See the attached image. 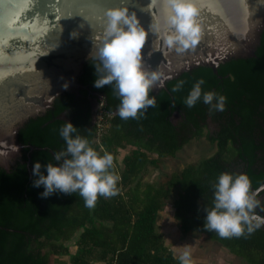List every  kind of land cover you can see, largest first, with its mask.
Returning a JSON list of instances; mask_svg holds the SVG:
<instances>
[{
    "label": "trees",
    "instance_id": "16d2710c",
    "mask_svg": "<svg viewBox=\"0 0 264 264\" xmlns=\"http://www.w3.org/2000/svg\"><path fill=\"white\" fill-rule=\"evenodd\" d=\"M97 63L99 58L92 57L84 64L79 81L86 88H80V96L59 95L44 114L21 127L22 155L9 170L0 167V264H52V255L67 256L69 264H90L93 259L105 264H179L157 230L158 212L174 188L178 192L173 216L183 233L201 230L248 264H264V227L232 237L203 228L204 205L211 206V183L221 171L246 172L254 188L264 183V29L252 56L223 62L217 72L197 66L169 80L167 89H151L156 103L139 119H121L112 87L93 85ZM198 78H203L202 90L227 97L223 110L209 112L202 100L191 107L183 104ZM178 80L183 85L173 91ZM88 96L102 99L112 114L99 142ZM65 120H71L98 152L114 156L118 192L98 196L91 208L78 193L42 197L43 185L32 184L33 162L40 160L46 172L43 165L64 147L58 130ZM208 122L216 123V129L205 132ZM202 136L216 145L213 154L172 172L164 182L143 180L149 165L159 167L162 159L174 157L192 138ZM128 146L119 162L118 152ZM71 241L77 245L75 252Z\"/></svg>",
    "mask_w": 264,
    "mask_h": 264
},
{
    "label": "water",
    "instance_id": "95a60500",
    "mask_svg": "<svg viewBox=\"0 0 264 264\" xmlns=\"http://www.w3.org/2000/svg\"><path fill=\"white\" fill-rule=\"evenodd\" d=\"M119 3L0 0V167L9 170L22 155L19 131L30 118L44 114L59 95H78L86 88L79 78L86 61L99 58L104 11ZM123 4L136 12L147 32L141 51L145 66L160 73L154 92L167 89L169 80L194 67L210 66L217 72L223 62L252 56L264 29V0H198L200 37L177 51L163 40L168 28L162 0ZM65 10L71 16L61 17ZM156 23L159 32L153 31ZM90 100L95 107L97 100ZM252 188L259 189L258 196L264 183ZM256 209L264 214L260 206Z\"/></svg>",
    "mask_w": 264,
    "mask_h": 264
},
{
    "label": "clouds",
    "instance_id": "9594fccd",
    "mask_svg": "<svg viewBox=\"0 0 264 264\" xmlns=\"http://www.w3.org/2000/svg\"><path fill=\"white\" fill-rule=\"evenodd\" d=\"M164 23L168 31L163 35L164 42L182 51L194 45L201 34V22L198 18L200 8L198 0H162ZM101 43L97 46L99 63L94 65L93 85L97 88L110 85L119 97L116 115L121 119L129 117L139 119L156 99L149 92L158 87L160 73L145 66L142 47L147 32L139 22L134 10L121 3L108 7L104 11ZM159 23L153 25V31L159 32ZM99 73V75H96ZM203 78H198L183 104L191 107L198 100L208 105L209 112L223 110L227 97L215 90H202ZM183 85L178 80L173 91ZM71 120L59 128L64 147L52 154L41 171L40 160L32 166L33 186L43 185L39 193L47 197L53 192L67 194L78 193L85 207H94L98 196H113L118 192L119 173L114 169V156L109 151L98 152L91 146L87 136L81 135ZM55 161V162H53ZM213 189L212 204L204 205L203 228L215 231L220 237L241 236L252 233L264 226V215L254 211L261 201L257 196L259 189L251 187L246 172L221 171L211 183ZM179 264H195L191 250L187 247L177 257Z\"/></svg>",
    "mask_w": 264,
    "mask_h": 264
},
{
    "label": "rangeland",
    "instance_id": "374dc122",
    "mask_svg": "<svg viewBox=\"0 0 264 264\" xmlns=\"http://www.w3.org/2000/svg\"><path fill=\"white\" fill-rule=\"evenodd\" d=\"M216 126L208 122L205 132L215 130ZM130 146L118 152V161L129 150ZM216 145L210 143L206 136L192 138L186 143L174 157L162 159L159 167L149 165L144 172V181L161 183L167 180L169 175L181 170L185 165L196 162L216 151ZM152 156H155L153 154ZM171 195L165 199L162 209L157 215V230L163 233L166 244L170 246L178 257L180 251L187 247L191 250L195 264H248L244 259L232 254L220 242L214 240L209 234L198 229H193L188 233H183L177 225L173 216V201L177 195L178 188L172 189ZM70 244L71 252H75L77 245L72 241ZM98 253V250L97 252ZM52 264H69L68 257L65 255H52ZM90 264H105L99 259H93Z\"/></svg>",
    "mask_w": 264,
    "mask_h": 264
},
{
    "label": "built area",
    "instance_id": "2783aa9c",
    "mask_svg": "<svg viewBox=\"0 0 264 264\" xmlns=\"http://www.w3.org/2000/svg\"><path fill=\"white\" fill-rule=\"evenodd\" d=\"M112 116L110 112H106L103 105V100L99 101L97 112H96V124H97V134L96 139L99 142L101 136L105 132L106 127L109 125V119Z\"/></svg>",
    "mask_w": 264,
    "mask_h": 264
},
{
    "label": "flooded vegetation",
    "instance_id": "af4514ba",
    "mask_svg": "<svg viewBox=\"0 0 264 264\" xmlns=\"http://www.w3.org/2000/svg\"><path fill=\"white\" fill-rule=\"evenodd\" d=\"M81 95V93H79L78 94V96H80ZM101 96V95H100ZM99 96V97H100ZM89 97V99H96L97 100V104L95 105V107L94 106H92V115H93V122H95V120H96V112H97V108H98V104H99V99H98V97H91V96H88ZM64 115V114H63ZM211 123H213V122H211ZM216 127H217V124L216 123H213ZM258 198L260 199V201H261V204H260V207L262 208V210L264 211V192H262V193H260L259 195H258ZM255 212H257L258 214H261L257 209H255ZM262 215V214H261ZM264 215V214H263ZM262 227H264V226H262Z\"/></svg>",
    "mask_w": 264,
    "mask_h": 264
},
{
    "label": "snow or ice",
    "instance_id": "6c2138e0",
    "mask_svg": "<svg viewBox=\"0 0 264 264\" xmlns=\"http://www.w3.org/2000/svg\"><path fill=\"white\" fill-rule=\"evenodd\" d=\"M53 12H54V15H55V11H54V10H53ZM73 14H76V13L73 12L72 15H73ZM65 16H71V15H69L68 12L65 10V11H62V13H61V17H65Z\"/></svg>",
    "mask_w": 264,
    "mask_h": 264
}]
</instances>
